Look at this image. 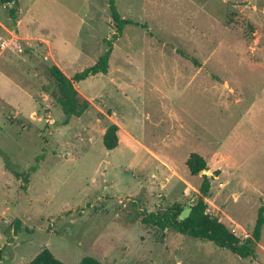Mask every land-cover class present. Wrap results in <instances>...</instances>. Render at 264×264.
<instances>
[{
  "label": "rangeland",
  "instance_id": "1",
  "mask_svg": "<svg viewBox=\"0 0 264 264\" xmlns=\"http://www.w3.org/2000/svg\"><path fill=\"white\" fill-rule=\"evenodd\" d=\"M116 7L135 25L114 41L106 76L75 84L89 107L64 126L50 68L72 78L95 65L115 33L108 0H18L16 21L0 5L1 264H30L46 249L65 264H264V229L255 259H241L144 221L193 205L202 174L191 176L187 159L214 148V133L225 138L246 100L264 94V0ZM235 81L245 101L227 110L218 95ZM112 124L119 143L107 151ZM215 173L208 214L251 238L264 201L234 199Z\"/></svg>",
  "mask_w": 264,
  "mask_h": 264
},
{
  "label": "trees",
  "instance_id": "2",
  "mask_svg": "<svg viewBox=\"0 0 264 264\" xmlns=\"http://www.w3.org/2000/svg\"><path fill=\"white\" fill-rule=\"evenodd\" d=\"M15 0H0L1 6L10 7V18L17 20L18 11L12 9V3ZM18 1V0H16ZM109 11L114 25L115 33L111 39L106 41L107 49L100 56L98 61L92 67L84 69L67 78L57 67L50 68V74L57 87L56 101L60 106L65 120L64 126H67L71 119L80 117L89 107L88 102L81 101L75 88V84L82 83L92 77L99 75L106 76L109 73V62L113 51V43L119 39L126 27L135 25L130 20L123 19L116 7V0H108ZM182 57L185 54L180 53ZM193 62L198 65L196 60ZM119 127L116 124L110 125L103 135V146L107 151H113L119 143ZM186 167L191 176L197 177L202 171H208L207 163L204 158L198 154H191L186 161ZM34 171V169H31ZM218 176V172L215 173ZM211 195V178L202 176V185L200 187V197L190 207L191 211L186 219L180 220L183 209L179 205H174L165 214L145 215L144 221L147 224L158 226L162 230H171L179 235L212 243L219 249H224L241 259H255V247L262 238L264 229V208L258 210L257 220L253 228L252 236L243 240L231 231L228 226L220 221L219 218L210 216L207 212L208 204L206 199ZM19 222L15 223V230L18 231ZM3 261V250L0 249V264ZM30 264H65L58 260L49 250L40 252ZM78 264H102L94 257H85Z\"/></svg>",
  "mask_w": 264,
  "mask_h": 264
},
{
  "label": "crops",
  "instance_id": "3",
  "mask_svg": "<svg viewBox=\"0 0 264 264\" xmlns=\"http://www.w3.org/2000/svg\"><path fill=\"white\" fill-rule=\"evenodd\" d=\"M222 85L224 89L218 97L227 110L245 101L243 94L235 90L236 81ZM246 101L248 104L238 120L227 124L230 129L225 138L214 133V148L197 153L205 159L209 171L218 172V180L225 178L234 199L249 193L251 199L260 203L264 201V94Z\"/></svg>",
  "mask_w": 264,
  "mask_h": 264
},
{
  "label": "water",
  "instance_id": "4",
  "mask_svg": "<svg viewBox=\"0 0 264 264\" xmlns=\"http://www.w3.org/2000/svg\"><path fill=\"white\" fill-rule=\"evenodd\" d=\"M11 8L12 9H18V1H16V0L13 1ZM206 174H207V171L206 170L202 171V176H206ZM190 211H191L190 208L189 209H185L183 211V213L181 214V216H180V220L186 219L187 216L189 215Z\"/></svg>",
  "mask_w": 264,
  "mask_h": 264
},
{
  "label": "built area",
  "instance_id": "5",
  "mask_svg": "<svg viewBox=\"0 0 264 264\" xmlns=\"http://www.w3.org/2000/svg\"><path fill=\"white\" fill-rule=\"evenodd\" d=\"M8 48L7 41L0 36V59L5 55Z\"/></svg>",
  "mask_w": 264,
  "mask_h": 264
}]
</instances>
